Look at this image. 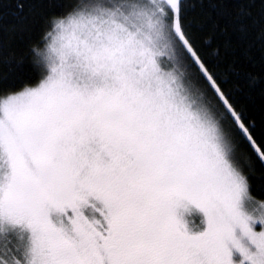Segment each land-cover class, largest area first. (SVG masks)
<instances>
[{"label": "snow or ice", "instance_id": "6c2138e0", "mask_svg": "<svg viewBox=\"0 0 264 264\" xmlns=\"http://www.w3.org/2000/svg\"><path fill=\"white\" fill-rule=\"evenodd\" d=\"M237 2L264 48V0ZM61 3L35 85L0 94V264H264V144L233 100L264 75L229 64L226 92L183 0Z\"/></svg>", "mask_w": 264, "mask_h": 264}, {"label": "trees", "instance_id": "16d2710c", "mask_svg": "<svg viewBox=\"0 0 264 264\" xmlns=\"http://www.w3.org/2000/svg\"><path fill=\"white\" fill-rule=\"evenodd\" d=\"M18 4H23V8H18ZM239 6L237 0H188L186 21L197 52L224 90L233 93L237 78L228 73L229 64L264 75V48L256 40L255 29L249 27L247 38L242 37L241 26L250 25V21L236 19ZM62 8L61 0H0V94L35 85L38 71L32 64L30 48L39 40L44 18L59 14ZM253 15L258 17L259 5L253 9ZM225 45L229 46L226 59L212 54L213 48L223 51ZM233 100L243 110L245 120L254 122L253 135L264 144V91L258 87L250 98L234 95ZM249 179L253 194L264 197V169L257 161Z\"/></svg>", "mask_w": 264, "mask_h": 264}, {"label": "rangeland", "instance_id": "374dc122", "mask_svg": "<svg viewBox=\"0 0 264 264\" xmlns=\"http://www.w3.org/2000/svg\"><path fill=\"white\" fill-rule=\"evenodd\" d=\"M183 3H184V21H185V24H186V21H187V14H188V0H183ZM260 143V142H259ZM257 161V164L264 169V164H261L259 162V160H256ZM192 220L195 222V223H199V217L198 215H193L192 217Z\"/></svg>", "mask_w": 264, "mask_h": 264}]
</instances>
